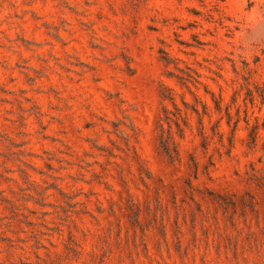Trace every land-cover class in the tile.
Wrapping results in <instances>:
<instances>
[{"label":"rangeland","instance_id":"1","mask_svg":"<svg viewBox=\"0 0 264 264\" xmlns=\"http://www.w3.org/2000/svg\"><path fill=\"white\" fill-rule=\"evenodd\" d=\"M0 264H264V0H0Z\"/></svg>","mask_w":264,"mask_h":264}]
</instances>
